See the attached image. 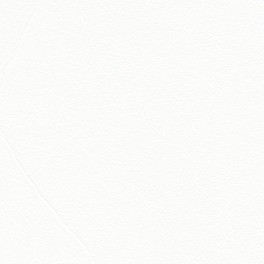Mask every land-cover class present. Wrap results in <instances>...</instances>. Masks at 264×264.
Returning <instances> with one entry per match:
<instances>
[{"label":"snow or ice","instance_id":"snow-or-ice-1","mask_svg":"<svg viewBox=\"0 0 264 264\" xmlns=\"http://www.w3.org/2000/svg\"><path fill=\"white\" fill-rule=\"evenodd\" d=\"M0 264H264V0H0Z\"/></svg>","mask_w":264,"mask_h":264}]
</instances>
